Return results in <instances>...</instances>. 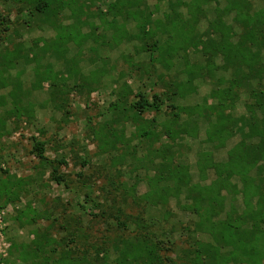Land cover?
<instances>
[{"label":"rangeland","instance_id":"obj_1","mask_svg":"<svg viewBox=\"0 0 264 264\" xmlns=\"http://www.w3.org/2000/svg\"><path fill=\"white\" fill-rule=\"evenodd\" d=\"M78 1L85 6L80 18L84 24L79 30L95 36L84 42L69 43L68 62L52 58L41 60V64L51 62L53 71L63 75H67L69 67L77 68L83 76L94 74L100 86L90 97L77 93L76 79L69 78L65 86L71 91L64 98V108H58V102L55 108L49 95L50 82L35 86L32 64H19L10 71L11 77L21 81L25 93L29 91L24 105L31 104L33 114L20 119L11 117L0 136V264H33L36 260L29 255L37 247L36 262L47 260L48 264H57L58 259L68 254L73 259L84 257L95 264L103 263L106 257L110 264H115V245L120 249L122 240L146 235L164 243L161 255L166 264H190L188 257L195 247L194 236L203 243H212V240L206 233L189 236L184 232L185 227L193 231V222L197 221L182 209L187 202L186 194L159 207L146 205L140 198L148 189L145 178L153 176L154 166L162 162L161 158L187 166L192 183L208 187L216 181L215 169L206 168L200 155L209 153L213 164L222 165L229 151L240 142L239 131L234 128L210 143L205 136L207 122L200 117L194 132L171 141L163 135V127L167 125L172 104L179 108L200 106L205 111L206 102L215 103L210 98L211 92L228 87L234 70H224L221 57L208 63V58L193 50L188 51L186 58L175 59L166 69L157 54L150 55L137 41L127 39L136 35L135 23L124 22L116 16L113 0ZM143 1L154 11L153 18H163L167 11L165 2ZM182 1L189 3V0ZM241 1L248 5L251 21L261 23L264 36V0ZM225 7L226 0H211L202 6L196 29L203 40H219L220 22L232 29L236 35L234 42L242 39L245 28L250 25L243 26L241 14H227ZM182 10L187 18L186 9L182 7L179 11ZM26 15L16 5L0 0V54L6 47L18 43L28 47L41 39H54L51 29L30 23ZM62 20L65 26L73 23L68 12ZM119 31H124L120 36L123 41L117 38ZM259 54L264 63V43ZM186 62L189 69L201 68L202 72L192 80L191 93L184 98L173 96L176 87L172 83L178 85L188 79L187 67H182ZM162 77L164 83L160 81ZM221 79L223 83L219 84ZM257 80L264 84V74ZM124 85L132 91L128 101L137 100L138 93L149 102L153 95L161 97L160 112L144 113L146 121L155 120V128L132 124L111 112V106L117 103L116 93ZM8 90H0V96H5ZM236 92V95L232 92L233 109L225 111L233 119L246 115V104L252 103L247 86ZM146 126L154 133L148 139L140 135ZM104 134L111 135L110 139H103ZM33 139L44 143L45 162L32 154ZM162 150L164 156L160 154ZM156 152L159 158L153 157ZM52 168L62 177L61 185L52 179ZM252 175L256 176L254 171ZM110 181L115 185L119 182L120 189L126 187V193L110 187ZM136 181L139 184L132 192L130 187ZM231 182L242 190L236 178ZM222 197L224 207L220 219L232 208L241 213L240 193H234L231 188Z\"/></svg>","mask_w":264,"mask_h":264},{"label":"trees","instance_id":"obj_2","mask_svg":"<svg viewBox=\"0 0 264 264\" xmlns=\"http://www.w3.org/2000/svg\"><path fill=\"white\" fill-rule=\"evenodd\" d=\"M4 1L16 5L20 11L25 12L30 23L51 29L55 37L53 40L41 39L40 44L36 42L28 47L18 43L11 48L6 47L0 54V90L9 89L5 96H0V136L5 133L11 117L20 119L33 114V106L24 105L29 91L25 93L21 81L10 75V71L19 64L33 65L35 86H40L42 82H50L49 95L55 108H57L56 102L59 104L58 108H64V98L71 91L66 90L65 86L69 78L76 79L74 88L79 94L85 93L87 99L100 86V80L94 74L83 76L77 68L69 67L66 71L67 75H63L53 71L51 62L41 64V60L52 58L65 59L68 62L66 54L69 43L84 42L87 38L95 36L93 33L82 34L79 30L80 25L84 24L80 19L85 12L83 3L78 0ZM149 1L167 4V11L163 13L162 19L153 18L154 11H151L143 0H113L116 16L121 17L124 22L132 20L135 23L136 35L127 39L137 41L142 50L149 52L150 55L157 54L166 69L173 65L175 59H184L188 51L193 50L208 58V63L211 62L210 59L221 57L224 63L223 69L234 70L232 79L228 81V87L225 89L218 87L211 92L210 98L215 103L206 102L205 111L200 106L179 108L172 104L167 125L163 127V135L171 141L189 135L197 129L198 119L203 117L207 122L205 136L208 142L214 143L234 128L239 131L241 140L229 151L227 161L222 165L213 164L209 153L200 155L203 165L206 168H214L218 175L216 181L208 187L192 183L188 168L184 164L161 158L162 162L154 166L153 176L145 178L148 189L140 200L146 205L159 207L170 199L177 200L183 193L186 194L187 202L182 209L197 221L193 222V231L190 227H185L184 232L189 233V236L190 234L194 236L197 232L206 233L212 240V243H203L194 236L195 247L189 253L188 263L264 264V84L262 80H257L262 73L264 74V63L260 61L259 54V48L264 43V36L260 31L262 25L259 21H251L246 2L226 0L224 12L241 14L242 25L245 27L250 25V27L245 28L246 32L240 41L234 42L236 35L232 29L220 22L219 40H203L196 29L197 20L202 13V6L211 0H189V3L182 0ZM182 7L186 9L187 18H184L183 10L179 11ZM155 10H158L157 7ZM65 12H68L69 18L73 20L68 26L62 23ZM117 33V38L121 40L120 36L124 31ZM164 37L165 39L162 40ZM183 65V68L187 67L185 70L188 79L178 85L172 83L176 87L173 96L178 95L182 98L193 91L192 80L199 77L202 72L201 68L189 69L188 62ZM160 81L164 83L163 77ZM252 81L255 85L251 84ZM244 82L246 85H243ZM221 83H223L222 79L219 81V84ZM243 86H247L252 103L246 104V115L233 119L225 111L233 109L234 93L232 92L234 91L236 95V91ZM130 93L132 91L124 85L116 93L117 103L111 106V112H114L115 116L121 115L132 124H148L155 128V120L146 121L144 113L149 110L160 112L161 97L153 95L152 101L149 102L143 94L138 93L135 97L137 100L128 101ZM7 103L10 105L9 109ZM191 118L194 120L190 121ZM150 127H144L140 135L147 139L154 136L149 130ZM110 137L111 135L104 134L103 139L107 140ZM44 147L43 142L33 139L32 154L40 162L46 161ZM160 154L164 156V151L162 150ZM153 157L159 158L160 155L156 152ZM253 171L256 176L252 175ZM51 176L58 185L63 183L62 177L57 175L56 168H52ZM234 178L241 183L242 190H238L237 184L231 182ZM136 182L130 187L132 192L135 191L136 184H139V181ZM109 185L117 191L122 190L126 193V187L122 186L123 188L120 189L119 182L115 185L110 181ZM231 188L234 193L242 195V211L238 213L232 208L225 218L220 219L224 207L222 194ZM117 245H115L117 255L115 264H166L165 258L161 255L164 243L154 237L135 236L130 240H122L120 244L122 248L118 249ZM38 253L37 247L29 256L37 261ZM36 261L33 264H48L47 260ZM57 264H95V262L91 263L84 257L73 259L67 254L58 259ZM101 264L110 263L105 257Z\"/></svg>","mask_w":264,"mask_h":264}]
</instances>
